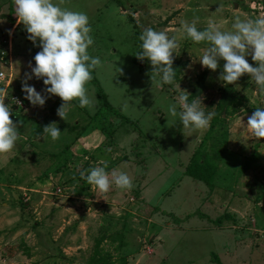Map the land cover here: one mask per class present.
I'll use <instances>...</instances> for the list:
<instances>
[{
    "label": "rangeland",
    "instance_id": "1",
    "mask_svg": "<svg viewBox=\"0 0 264 264\" xmlns=\"http://www.w3.org/2000/svg\"><path fill=\"white\" fill-rule=\"evenodd\" d=\"M61 6L87 15L93 39L88 52L101 60L92 72L96 86L85 85L94 108L72 101L64 120L56 115L62 103L57 96L42 107L26 105L21 82L39 47L16 24L12 0H0V52L12 48L11 64L0 63V71L12 75L4 102L20 135L9 159L17 162H0V180L18 186H7L12 199L5 201L9 223L1 226L0 264H90L93 255L105 260L99 264H264V199L246 208L230 203L231 193L249 194L251 184L236 172L242 155L224 148L230 117L251 115L264 98L242 75L232 84L242 102L219 125L215 109L225 85L217 78L219 67L208 69L198 98L205 112L215 113L214 130L191 132L166 118V104L178 92L189 101L196 98L190 97L196 76L206 69L194 60L204 46L180 37L181 21L200 29L213 20L227 30L234 15H264V0H62ZM148 27L177 37L173 62L186 59L188 65L174 81L180 89L151 85L150 64L135 57L138 37ZM27 83L37 91L43 87L35 78ZM12 94L22 98L24 108L11 105ZM53 122L58 139L38 135ZM210 145L220 153L212 188L187 173L193 154L202 147L212 150ZM101 161L106 171L126 172L131 188L112 186L100 193L80 179V170Z\"/></svg>",
    "mask_w": 264,
    "mask_h": 264
},
{
    "label": "clouds",
    "instance_id": "2",
    "mask_svg": "<svg viewBox=\"0 0 264 264\" xmlns=\"http://www.w3.org/2000/svg\"><path fill=\"white\" fill-rule=\"evenodd\" d=\"M61 4L62 0H12L16 24L22 26L26 39L39 47L32 57L34 64H29L30 73H26L25 80L21 82L23 98L32 106L42 107L51 96L59 97L62 103L57 107L56 115L64 120L72 101H76L80 108H94V98L87 94L85 85L92 79V72L101 66V60L88 52L93 39L87 15L64 8ZM180 29L182 39L204 46L194 59L201 67L212 71L219 67L217 78L225 86L234 84L247 74L264 98V15L243 18L234 15L227 30L213 20L200 29L194 22L181 21ZM138 40L139 51L134 55L150 64L151 85L178 87L174 84L176 73L172 67L177 37L148 27L142 30ZM249 56L254 64L247 61ZM221 60L222 65L218 63ZM33 78L42 82L41 91L27 83ZM7 95V91L0 88V154L11 151L19 139L17 125L10 119L11 108L4 102ZM201 105L198 97L189 101L187 95L180 91L166 104V118L171 119V125L178 122L191 132H202L209 127L215 113L205 112ZM246 127L251 137L264 138V102L248 116ZM59 134L60 130L53 122L43 126L38 135L54 141ZM78 175L100 193L108 192L112 186L121 190L132 186L126 172L106 171L104 161L98 166L80 170Z\"/></svg>",
    "mask_w": 264,
    "mask_h": 264
},
{
    "label": "crops",
    "instance_id": "3",
    "mask_svg": "<svg viewBox=\"0 0 264 264\" xmlns=\"http://www.w3.org/2000/svg\"><path fill=\"white\" fill-rule=\"evenodd\" d=\"M10 47H11V44H10ZM11 61H12V48H11ZM11 61H10L9 65L11 64ZM199 69H203L200 64H199ZM6 75L9 77V83L7 86V87H9L10 79L12 77L11 72H8ZM207 76H208V73H207ZM207 76L205 79V83L207 82L206 81ZM7 87L4 86L3 88L6 90ZM261 104H260V106H261ZM26 105L27 106L30 105L28 101H27ZM255 107H257V105ZM25 108H26V106H25ZM70 111H72V110H70ZM248 116H250V114L249 115H238V116L230 117V119L227 122L228 139H227V137H226V139L228 141V145L224 146V148H225V150H227V152H230L232 155L233 154H235V155L240 154V155H242L241 158L244 160V163L242 164L241 169L239 171L237 170L236 172L243 174V176L245 177V181L249 182L247 184L248 186H249V184H251L249 194H248V192L247 193L244 192L245 194H241L238 197V195L234 196L231 193V196L229 197L230 203L234 204L233 206L245 204L244 208L249 206V204L253 200L264 199V138H253L249 135V131L246 127V122H247ZM12 153H13V151L11 150L8 153L0 154V162H3V161L5 163H8L9 161L17 162L16 158L9 160L11 157H13ZM247 185H246V188H248ZM7 186H12L13 188L18 189L17 185L16 186L8 185L7 183L3 182V180H0V200L4 199V201H2L0 204H1V206L5 205L4 208H2L0 210V233L2 231L1 226L5 225L6 223H9V220L7 219V216H6L7 205H6L5 201L6 200L10 201L12 199V194H11V191L8 189ZM250 191H251V193H250ZM222 197H223V194L220 195L221 199H222ZM262 203H264V200L262 201ZM10 232H12V228H10ZM16 233H14L13 235H16ZM33 236L38 237V239L40 238L39 233L36 231L33 232ZM59 246H61V244H59ZM27 254H28V252H27ZM73 259H71V260H73Z\"/></svg>",
    "mask_w": 264,
    "mask_h": 264
},
{
    "label": "trees",
    "instance_id": "4",
    "mask_svg": "<svg viewBox=\"0 0 264 264\" xmlns=\"http://www.w3.org/2000/svg\"><path fill=\"white\" fill-rule=\"evenodd\" d=\"M187 65L186 60H177L172 63V67L174 68V71L176 73V78L174 81L179 80V75L181 73V70L184 69ZM208 73V69L202 70L200 73L196 76V86L193 88L190 97H198L205 87V79ZM91 81V80H90ZM93 85L96 86L94 81H91ZM98 99L101 98V96L97 92ZM242 102V95L238 94L237 91L232 87V85H227L224 88L220 90V98L217 103L215 112H217L219 117L218 124H224L225 120L228 116L233 115L236 113L235 107L238 106ZM214 130L213 126L209 125V128L206 132V135H209L210 132ZM206 146V145H205ZM210 147L212 150L205 151L206 148L202 147L200 151L197 153H194L192 156V161L190 162L188 166L187 173L191 175L194 178H197L200 181H203L206 183L210 188L213 187L212 180V174L215 172L216 168V160L220 158V153H218L215 149L216 146H207V148ZM209 148V149H210ZM209 157L212 159L216 158L215 160H210ZM103 238L101 237L97 242L96 246L98 247V243L102 241ZM95 246V247H96ZM95 254H97L99 251L96 249L94 250ZM93 255L89 259L90 264H99L100 261H104L103 258L99 256V258L95 259ZM97 260V261H96ZM102 264H106V263Z\"/></svg>",
    "mask_w": 264,
    "mask_h": 264
},
{
    "label": "built area",
    "instance_id": "5",
    "mask_svg": "<svg viewBox=\"0 0 264 264\" xmlns=\"http://www.w3.org/2000/svg\"><path fill=\"white\" fill-rule=\"evenodd\" d=\"M11 61V47L10 45L6 48V50H3L0 52V62L3 64H9ZM0 81L4 82V86L7 87L9 83V77L2 71H0ZM9 100L11 102V105L15 108H24V101L18 94H12L9 97ZM18 103H16V102Z\"/></svg>",
    "mask_w": 264,
    "mask_h": 264
}]
</instances>
